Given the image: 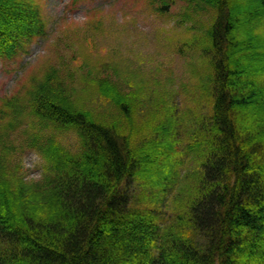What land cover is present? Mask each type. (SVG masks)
Masks as SVG:
<instances>
[{
    "label": "trees",
    "instance_id": "16d2710c",
    "mask_svg": "<svg viewBox=\"0 0 264 264\" xmlns=\"http://www.w3.org/2000/svg\"><path fill=\"white\" fill-rule=\"evenodd\" d=\"M177 1L147 0L161 14ZM179 15L202 111L162 97L145 109L108 73L90 81L117 108L102 115L55 65L0 98V264H264V0H188ZM45 34L36 0H0L1 58ZM25 146L43 160L38 180L24 175ZM131 181L151 206L131 205Z\"/></svg>",
    "mask_w": 264,
    "mask_h": 264
},
{
    "label": "rangeland",
    "instance_id": "374dc122",
    "mask_svg": "<svg viewBox=\"0 0 264 264\" xmlns=\"http://www.w3.org/2000/svg\"><path fill=\"white\" fill-rule=\"evenodd\" d=\"M36 1L43 12L46 34L25 46V51L16 57H0V98L14 94L33 75L55 65L88 100V105L102 115L115 116L117 108L90 81L95 74L108 73L125 90L140 89L145 109H154L153 100L162 97L175 105L180 114L202 111L201 91L187 63L188 53L180 52L193 33L188 26L179 24V14L188 0H178L168 14L157 12L147 0ZM208 15L202 12L198 23H203ZM150 110L141 117L145 113L149 117ZM56 132L64 145L77 147L74 131ZM181 140L175 159L182 161L179 170L184 173L192 165L185 151V128ZM19 158L26 179L38 180L43 164L38 152L25 146L19 151ZM128 191L131 205L151 206L140 197L142 188L137 181L130 182ZM168 204L169 197L157 208L163 223L169 217Z\"/></svg>",
    "mask_w": 264,
    "mask_h": 264
}]
</instances>
